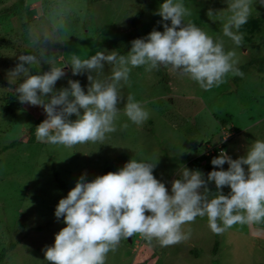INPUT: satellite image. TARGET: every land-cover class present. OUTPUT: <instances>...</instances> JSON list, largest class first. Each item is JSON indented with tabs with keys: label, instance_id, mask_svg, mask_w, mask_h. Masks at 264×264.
Masks as SVG:
<instances>
[{
	"label": "rangeland",
	"instance_id": "374dc122",
	"mask_svg": "<svg viewBox=\"0 0 264 264\" xmlns=\"http://www.w3.org/2000/svg\"><path fill=\"white\" fill-rule=\"evenodd\" d=\"M14 1L0 0V264H50L43 249L52 246L55 234L66 226L63 218L55 217V208L81 175L92 181L135 159L156 164L153 175L171 194L178 172L183 167L192 170L191 159L212 160L222 150L238 159L256 140L264 141V7L256 0L248 22L239 29L241 46L223 35L230 15L227 0H182L191 12L184 17L185 23H193L214 41L223 40L226 52L235 51L237 67L246 64L237 82L229 73L223 84L205 91L170 68H131L128 81L121 82L124 99L118 104L116 131L106 134L103 141L73 147L36 139V130L31 133L29 127L38 126L46 114L41 106L21 104L13 91L17 85L9 82L8 72L21 53L40 55L31 46L29 33L40 35L50 31L53 23H64L41 65L30 66L32 74L63 67L73 53L81 59L105 50L126 55L131 40L146 37L153 29L163 32L157 14L160 4L157 0H90L89 4L86 0H24L22 8H15ZM209 10L214 15L209 16ZM139 11L142 18L133 27L131 20ZM64 69L67 74L55 89L69 87L72 79L87 92L88 74L73 76L70 66ZM93 75L105 79L111 75V66ZM129 95L149 112L141 125L125 115ZM208 188L217 191L214 182ZM222 191L227 195L230 188ZM182 227L185 233L191 230L190 238L173 246L161 247L139 234L121 240L107 254L105 264H264V223L236 224L217 235L205 216Z\"/></svg>",
	"mask_w": 264,
	"mask_h": 264
},
{
	"label": "clouds",
	"instance_id": "9594fccd",
	"mask_svg": "<svg viewBox=\"0 0 264 264\" xmlns=\"http://www.w3.org/2000/svg\"><path fill=\"white\" fill-rule=\"evenodd\" d=\"M256 3L264 7V0ZM253 7L254 0H227L230 15L223 24V35L236 46L242 45L239 29L248 22ZM157 14L162 18L163 32L153 29L146 37L134 39L126 55L105 50L81 59L73 53L63 67L51 66L43 73L32 74L30 66L41 65L48 45L56 42L64 23H53L50 31L40 35L29 33L30 44L40 55L21 53L8 78L17 85L13 91L21 104L41 106L46 114L36 127L38 141L73 147L103 141L106 134L115 132L118 104L124 99L121 82L128 81L131 68H170L190 77L205 91L223 84L229 73L244 75L237 67L235 51L226 52L223 40L214 41L193 23H185L184 17L191 12L182 0H164ZM208 15H214L213 10ZM106 65L111 66V75L94 77L93 73L101 74ZM65 66H70L73 76L88 74L87 92L72 79L69 87L55 89L66 75ZM21 79L23 82L17 84ZM124 111L136 125L149 118V112L131 95ZM73 115L75 120L70 119ZM211 164L220 170L209 172L207 179L199 170L183 167L179 178L172 181L171 194L153 175L156 164L135 159L92 181L81 175L55 208V217L63 218L66 226L55 234L54 244L43 249L45 260L50 264H105L107 254L115 251L121 240L136 234L148 242L157 241L161 247L173 246L190 238L191 230L185 233L182 226L197 217L206 216L209 228L217 235L236 224L264 223V141L256 140L238 159L222 150ZM225 164L227 170L223 169ZM209 182L215 183V193L210 192ZM225 186L230 188L227 195L222 191Z\"/></svg>",
	"mask_w": 264,
	"mask_h": 264
},
{
	"label": "trees",
	"instance_id": "16d2710c",
	"mask_svg": "<svg viewBox=\"0 0 264 264\" xmlns=\"http://www.w3.org/2000/svg\"><path fill=\"white\" fill-rule=\"evenodd\" d=\"M86 1H87L88 4L90 3V0H86ZM157 1H158V3L160 5L164 2V0H157ZM13 4H14V7L15 8H22L23 7V4H24V0H15ZM141 18H142V11H139V12H137L135 14V16L131 20L132 26L133 27L136 26L140 22ZM26 26L27 25L24 22L23 23V27L25 28ZM131 41L129 42V46L131 45ZM120 54H125V52H121ZM238 68L240 69V71L243 72V70H245V68H246V64L239 65ZM160 75L161 76H164V73H163L162 70H160ZM232 80H233V82H237L239 80V76H236L235 75L232 78ZM36 127H37V124H33L31 127H29V131L32 133L34 130H36ZM29 140L32 141L33 140V137L30 136ZM188 164H189V166L191 167L192 170H199L200 172H202L204 174V178L205 179H207V174L209 172H211L213 170H218V168H215V166H213L211 164V159H208V158H206L204 160L202 159V157L200 159H195L194 158V159H191ZM54 176L56 177V179H58V175H57V172L56 171H54ZM58 185L61 188H64V184L60 180L58 181ZM2 256H3V251H0V259L2 258Z\"/></svg>",
	"mask_w": 264,
	"mask_h": 264
},
{
	"label": "water",
	"instance_id": "95a60500",
	"mask_svg": "<svg viewBox=\"0 0 264 264\" xmlns=\"http://www.w3.org/2000/svg\"><path fill=\"white\" fill-rule=\"evenodd\" d=\"M64 71H65V73L67 74V71L65 70V69H63ZM130 238H128V239H124V240H129Z\"/></svg>",
	"mask_w": 264,
	"mask_h": 264
},
{
	"label": "built area",
	"instance_id": "2783aa9c",
	"mask_svg": "<svg viewBox=\"0 0 264 264\" xmlns=\"http://www.w3.org/2000/svg\"><path fill=\"white\" fill-rule=\"evenodd\" d=\"M217 151V149H215Z\"/></svg>",
	"mask_w": 264,
	"mask_h": 264
}]
</instances>
